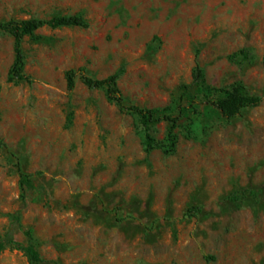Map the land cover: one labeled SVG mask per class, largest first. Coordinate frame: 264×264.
<instances>
[{
	"label": "rangeland",
	"instance_id": "obj_1",
	"mask_svg": "<svg viewBox=\"0 0 264 264\" xmlns=\"http://www.w3.org/2000/svg\"><path fill=\"white\" fill-rule=\"evenodd\" d=\"M55 16L89 26L25 38L33 84L9 82L14 39L0 31V264H31L30 243L41 264H264V103L232 120L202 104L173 154L147 153L136 116L66 79L124 69L129 105L174 108L198 60L208 85L262 96L264 0H0L3 21ZM243 48L252 67L231 60ZM167 132L152 130L158 144Z\"/></svg>",
	"mask_w": 264,
	"mask_h": 264
},
{
	"label": "trees",
	"instance_id": "obj_2",
	"mask_svg": "<svg viewBox=\"0 0 264 264\" xmlns=\"http://www.w3.org/2000/svg\"><path fill=\"white\" fill-rule=\"evenodd\" d=\"M88 26L87 20L82 16H55L50 19L24 21L15 19L0 20V31L9 33L14 39L15 59L9 72V82L14 84H33L35 82L25 72L27 61L23 43L26 37L38 39L36 32L43 28H88ZM231 60L240 64L243 68H249L256 64L257 57L253 49L243 48L233 55ZM123 74L124 69H121L105 79H95L87 74L85 68L70 70L66 74L67 88L70 92H73L77 87L78 78H81L84 85L88 88L104 90L109 102L116 104L138 118L144 133V145L147 153H151L157 148H162L167 154H173L178 144L177 130L182 126L185 119H190L194 123V120L199 117L198 108L202 104L215 109L223 118L232 120L241 116L245 110L258 108L264 103V95H250L242 82L231 88H216L208 85L206 72L197 60L192 73V82L180 86V96L174 108L150 109L129 105L119 89V81ZM202 98H204V101ZM162 123H166L168 126L167 140L164 144H158L152 134V130ZM186 132L188 136L194 133L192 129H187ZM19 173L21 184L26 189V186L31 184L33 175L25 174L21 166L19 167ZM248 193V191L238 192L231 195L230 199L237 201L240 198H245ZM32 233L33 231L29 230L27 235L31 236ZM3 248L4 244L0 242V254ZM24 250L31 264H41L43 262L40 253L32 243L26 246ZM206 258L207 260H213L212 257Z\"/></svg>",
	"mask_w": 264,
	"mask_h": 264
}]
</instances>
